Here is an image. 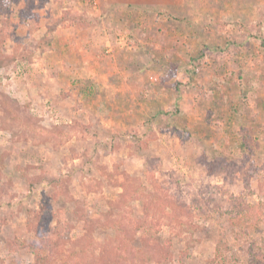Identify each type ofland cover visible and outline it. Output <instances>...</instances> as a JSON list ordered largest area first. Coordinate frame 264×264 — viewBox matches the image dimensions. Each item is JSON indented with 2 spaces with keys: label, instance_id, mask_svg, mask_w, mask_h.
I'll list each match as a JSON object with an SVG mask.
<instances>
[{
  "label": "rangeland",
  "instance_id": "1",
  "mask_svg": "<svg viewBox=\"0 0 264 264\" xmlns=\"http://www.w3.org/2000/svg\"><path fill=\"white\" fill-rule=\"evenodd\" d=\"M23 9L79 24L0 31V264L263 262L264 0Z\"/></svg>",
  "mask_w": 264,
  "mask_h": 264
},
{
  "label": "trees",
  "instance_id": "2",
  "mask_svg": "<svg viewBox=\"0 0 264 264\" xmlns=\"http://www.w3.org/2000/svg\"><path fill=\"white\" fill-rule=\"evenodd\" d=\"M68 13H70V14L68 15ZM65 14H67V15L60 17L53 24H49L47 26V32L41 38L37 39L33 34L35 32H37V30L39 28V25H38L39 20H38V18H35L31 9H23V11H20L18 13L17 21L11 22L8 19L6 22H4L3 27L0 30L1 35L2 36L5 35L7 38H9V37L12 38L13 35H11V34L14 31L18 30L21 27L27 28V31H26L27 32V38L29 40L28 41V44H29L28 47L31 46L33 49L37 48V49L45 50V49L53 46V34L60 26L68 27V26L79 24L78 23L79 16H77L76 13L66 12ZM71 15H74V17L73 16L71 17ZM75 15H76V17H75ZM151 200L153 202L155 201L153 198ZM261 204H263V203L261 202ZM119 233L124 235L122 228L119 229ZM129 242L131 243L132 241L129 240ZM129 242H128L127 246L129 245ZM42 243H43L42 245L39 244V248L34 253L37 256V261H40L39 257L41 258V255H42L41 254L42 248H40V246L50 245V241H47V239H44ZM127 246L124 245L123 248L126 249ZM143 248L138 252H136L137 249L133 248V252H135L137 255L144 254L145 256H149V250L151 248L147 245ZM146 248H147V252L145 250ZM262 259H264V258H262ZM261 263L264 264V261ZM261 263H259V264H261Z\"/></svg>",
  "mask_w": 264,
  "mask_h": 264
}]
</instances>
